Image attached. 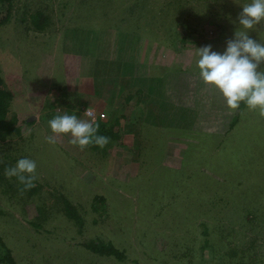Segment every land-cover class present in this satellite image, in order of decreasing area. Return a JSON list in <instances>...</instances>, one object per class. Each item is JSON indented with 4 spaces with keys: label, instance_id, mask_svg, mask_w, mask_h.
<instances>
[{
    "label": "rangeland",
    "instance_id": "1",
    "mask_svg": "<svg viewBox=\"0 0 264 264\" xmlns=\"http://www.w3.org/2000/svg\"><path fill=\"white\" fill-rule=\"evenodd\" d=\"M10 1L0 71L19 137L0 158L35 160L40 187L0 183V264H264V117L230 110L194 55L222 54L250 0ZM248 35L264 41V24ZM85 108L117 138L46 142L50 119Z\"/></svg>",
    "mask_w": 264,
    "mask_h": 264
},
{
    "label": "clouds",
    "instance_id": "2",
    "mask_svg": "<svg viewBox=\"0 0 264 264\" xmlns=\"http://www.w3.org/2000/svg\"><path fill=\"white\" fill-rule=\"evenodd\" d=\"M238 22L240 27L229 39L226 50L221 54L211 50V45L195 48L196 67L205 85L217 90L225 99L230 110H236L241 103L250 111H258L264 117V41L250 38L249 30L264 24V0H250L242 7ZM90 119H78L75 114H57L48 121L54 135L45 137L49 144L57 143V138L70 135L69 143L84 150L90 145L104 148L110 138L97 135L99 124L91 110H86ZM36 161L20 158L14 166L5 168V177H16L25 189L34 187Z\"/></svg>",
    "mask_w": 264,
    "mask_h": 264
},
{
    "label": "trees",
    "instance_id": "3",
    "mask_svg": "<svg viewBox=\"0 0 264 264\" xmlns=\"http://www.w3.org/2000/svg\"><path fill=\"white\" fill-rule=\"evenodd\" d=\"M10 7H11V1L10 0H0V9L3 8L6 10L4 12V15L0 17V24L4 23L6 20H8L9 12H10ZM34 23V22H33ZM34 27L38 29L39 27L37 26L36 23H34ZM12 98V94L6 90L4 84H3V79L1 76V71H0V141L11 139L12 137H19V127L17 126V120L16 116L13 113L9 112V105H10V100ZM245 107V104L241 103L239 109H242ZM98 121V120H97ZM99 124V131L97 135H104L109 138H114L116 139V135L111 133L110 128H106L102 123L98 122ZM94 147H98L93 144ZM10 167V165L5 161L4 158H0V183L7 181L9 178L5 177V168ZM11 179L14 180L15 183H17V189L18 191L32 194L33 191L37 190L40 185L34 181V187L25 189L24 185L20 184L18 179L16 177H11ZM12 186V184H11ZM11 188V187H10ZM103 198L100 195H94L91 204L93 208L96 207V205L102 204ZM63 212L64 215L72 219L74 221H77L80 223V218L75 212L74 208L65 200H63ZM84 246L91 252L99 254V255H106V256H115L118 259H122V253L118 249H116L113 244L111 243H104L99 240H91L84 242ZM6 261H8V264H12V258L9 254L8 251L4 252L3 256ZM1 259V258H0Z\"/></svg>",
    "mask_w": 264,
    "mask_h": 264
},
{
    "label": "built area",
    "instance_id": "4",
    "mask_svg": "<svg viewBox=\"0 0 264 264\" xmlns=\"http://www.w3.org/2000/svg\"><path fill=\"white\" fill-rule=\"evenodd\" d=\"M87 109L92 111V114H93V116L95 117L96 120H101V119H103L104 116H103L102 114H100V113H95V112L93 111V109L85 108L83 114H84L86 117H88L89 119H90V117H89L88 114H87V111H86Z\"/></svg>",
    "mask_w": 264,
    "mask_h": 264
},
{
    "label": "crops",
    "instance_id": "5",
    "mask_svg": "<svg viewBox=\"0 0 264 264\" xmlns=\"http://www.w3.org/2000/svg\"><path fill=\"white\" fill-rule=\"evenodd\" d=\"M138 107V106H137ZM100 114H102V113H100Z\"/></svg>",
    "mask_w": 264,
    "mask_h": 264
}]
</instances>
